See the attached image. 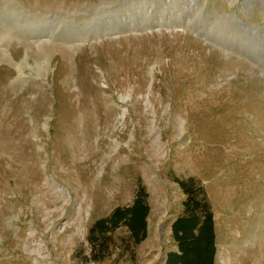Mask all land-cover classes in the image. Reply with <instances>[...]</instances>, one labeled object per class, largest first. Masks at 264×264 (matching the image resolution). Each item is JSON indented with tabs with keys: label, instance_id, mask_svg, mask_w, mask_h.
Masks as SVG:
<instances>
[{
	"label": "rangeland",
	"instance_id": "374dc122",
	"mask_svg": "<svg viewBox=\"0 0 264 264\" xmlns=\"http://www.w3.org/2000/svg\"><path fill=\"white\" fill-rule=\"evenodd\" d=\"M188 178L264 264V0H0V264H165Z\"/></svg>",
	"mask_w": 264,
	"mask_h": 264
},
{
	"label": "trees",
	"instance_id": "16d2710c",
	"mask_svg": "<svg viewBox=\"0 0 264 264\" xmlns=\"http://www.w3.org/2000/svg\"><path fill=\"white\" fill-rule=\"evenodd\" d=\"M183 192L184 212L171 223L172 235L177 249L168 251L165 264H214L216 252L213 228V214L203 189L192 178L177 180ZM145 193L139 190L133 202L125 207L115 208L107 219H99L96 225L107 228L124 221L135 241H140L146 231L148 206Z\"/></svg>",
	"mask_w": 264,
	"mask_h": 264
},
{
	"label": "bare ground",
	"instance_id": "6f19581e",
	"mask_svg": "<svg viewBox=\"0 0 264 264\" xmlns=\"http://www.w3.org/2000/svg\"><path fill=\"white\" fill-rule=\"evenodd\" d=\"M125 1L130 2L131 0H125ZM100 11H101V10H100ZM100 11H98L97 13H99ZM150 23H151L150 25H153L152 22H150ZM158 23H159V24H158ZM158 23H156V24H158V25L162 24V22H158ZM143 24L149 26V24H148L147 22H146V23L144 22ZM156 24H155V25H156ZM123 114H124V112L122 113V115H123ZM121 117H122V116H121Z\"/></svg>",
	"mask_w": 264,
	"mask_h": 264
}]
</instances>
